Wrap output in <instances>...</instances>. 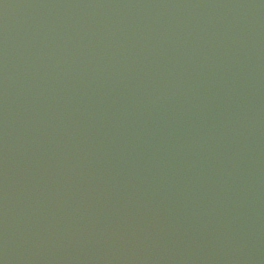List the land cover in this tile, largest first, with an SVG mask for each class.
Segmentation results:
<instances>
[{"label": "water", "instance_id": "obj_1", "mask_svg": "<svg viewBox=\"0 0 264 264\" xmlns=\"http://www.w3.org/2000/svg\"><path fill=\"white\" fill-rule=\"evenodd\" d=\"M0 264H264V0H0Z\"/></svg>", "mask_w": 264, "mask_h": 264}]
</instances>
